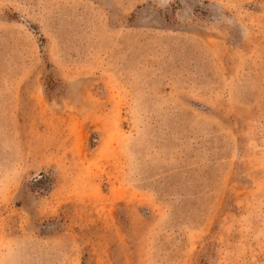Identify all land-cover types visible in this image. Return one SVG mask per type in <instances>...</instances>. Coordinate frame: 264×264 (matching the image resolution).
<instances>
[{
    "label": "rangeland",
    "instance_id": "rangeland-1",
    "mask_svg": "<svg viewBox=\"0 0 264 264\" xmlns=\"http://www.w3.org/2000/svg\"><path fill=\"white\" fill-rule=\"evenodd\" d=\"M0 264H264V0H0Z\"/></svg>",
    "mask_w": 264,
    "mask_h": 264
}]
</instances>
